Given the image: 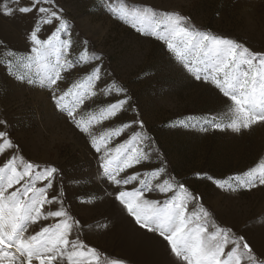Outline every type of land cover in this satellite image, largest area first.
Masks as SVG:
<instances>
[{
    "label": "snow or ice",
    "instance_id": "6c2138e0",
    "mask_svg": "<svg viewBox=\"0 0 264 264\" xmlns=\"http://www.w3.org/2000/svg\"><path fill=\"white\" fill-rule=\"evenodd\" d=\"M101 2L113 18L138 34L134 39L161 42L182 78L215 93L217 107L179 116L166 127L218 132L239 140L264 128V51L202 28L180 11L126 0ZM17 15L33 17L24 33L26 49L13 50L0 40V63L16 81L46 91L52 110L84 137L83 146L95 161L86 180L96 187L90 198L76 197L80 204L110 200L117 219H127L139 238L143 264H264V250L257 251L244 234L249 223L234 231L195 188L209 182L220 199L264 188V153L246 170L227 175L205 169L173 174L138 101L105 70L103 54L90 51L87 39L79 41L58 0H0V16ZM168 91L171 88L161 87L154 95L163 98ZM100 98L105 99L97 106ZM126 113L131 119L120 122ZM41 128L51 134L42 122ZM0 129V154L6 157L0 164V264H135L87 244L88 233L108 230L112 221L77 218L61 168L55 162L26 159L7 120L0 119ZM255 223L264 227V213Z\"/></svg>",
    "mask_w": 264,
    "mask_h": 264
},
{
    "label": "rangeland",
    "instance_id": "374dc122",
    "mask_svg": "<svg viewBox=\"0 0 264 264\" xmlns=\"http://www.w3.org/2000/svg\"><path fill=\"white\" fill-rule=\"evenodd\" d=\"M145 3L159 10H176L188 15L202 28L238 38L253 50L264 51V0H126ZM65 15L74 24L79 41L87 39L89 50L104 56V68L113 74L138 101L145 114L147 129L156 138L171 161L170 170L180 176L205 169L210 174H230L244 169L264 153V128H256L243 140L222 133L201 134L194 130L171 129L169 120L188 114H201L217 107L210 87L182 78L161 42L153 38H136L134 30L116 20L101 0H58ZM33 24L31 15L0 16V40L16 51L26 49L24 33ZM51 29H48L50 34ZM82 50V46L78 51ZM3 53L0 51V60ZM83 69L82 71H86ZM141 73H150L137 78ZM161 87L171 88L163 98L154 95ZM100 98L97 106H102ZM92 107V104L89 105ZM39 116V119H37ZM0 119L10 125L11 136L23 146L26 159L38 163L55 162L64 173L65 190L72 201V210L82 222L112 221L108 230L90 232L85 242L115 257H126L143 264L139 238L130 229L127 219H117L116 207L110 200L80 204L76 197L90 198L95 185L86 177L94 171L95 161L83 146L84 137L63 115L52 110L49 94L16 81L0 63ZM131 119V113L120 122ZM48 128L45 135L41 128ZM107 124V122H106ZM110 126V125H108ZM2 130V129H0ZM126 138V137H125ZM80 142V147L76 146ZM11 155V152L8 154ZM6 157L0 154V164ZM80 180L79 184L72 183ZM204 193L205 202H212L223 222L234 231L249 223L244 234L257 251L264 250V227L255 221L264 213V188L244 192L236 197L220 199V193L209 182L195 184Z\"/></svg>",
    "mask_w": 264,
    "mask_h": 264
}]
</instances>
